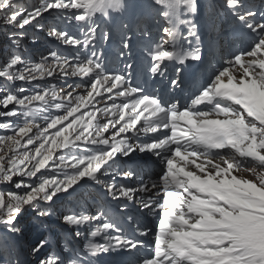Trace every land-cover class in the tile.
I'll use <instances>...</instances> for the list:
<instances>
[{
  "label": "snow or ice",
  "instance_id": "obj_1",
  "mask_svg": "<svg viewBox=\"0 0 264 264\" xmlns=\"http://www.w3.org/2000/svg\"><path fill=\"white\" fill-rule=\"evenodd\" d=\"M226 2L241 31L251 38L250 43L244 47L241 40L242 47L219 68H213L212 75L195 88L191 103L181 111L176 104L132 86L123 74H109L102 63L96 42L98 38L106 41L108 34L101 30L98 35L93 17L97 12L107 14L108 8H123L122 0H43L31 9L19 0H0V23L16 29L9 39L17 49L23 47L28 27H45L40 23L45 13L54 12L62 18L61 23L75 22L82 35L79 38L53 23L48 26V37L75 49L74 54L62 56L50 51L36 64L13 54L0 66V79L7 82L0 85V117L6 118L0 121V129L11 132L0 135V183H14L23 193H10L14 203L7 205L0 194V223L18 231L15 218L25 206L41 202L50 206L59 193L76 191L74 186L83 188L92 181L106 188L113 198L133 200L138 195L140 206L146 210L142 216L152 214L156 218L158 225L142 223L139 227L141 236L152 237L151 255L144 264H264V17L257 19V12L244 10L241 0ZM154 4L162 6L169 26L163 28L167 39L148 50L152 61L149 70L153 75H163L166 65L162 61L175 58L173 49L166 51L163 45L175 38L176 23L184 22L178 19V9L183 6L193 10L195 0H154ZM152 11L159 9L147 5V12ZM127 40V36L122 40L124 48L129 47ZM189 58L199 60V49H193ZM56 75L79 76L81 82L67 84V92L52 83L26 87ZM16 81L22 84L13 90L11 85ZM169 86L177 87L178 81L171 80ZM118 97L134 98L118 103ZM213 101L211 111L197 108ZM101 102L104 106L97 108ZM89 105L91 111H80ZM97 112L105 122L97 119ZM109 125L116 131L105 136ZM128 132L133 136L160 134L137 144L129 143L127 136L117 139ZM59 149L69 151L53 160ZM137 151L151 152L159 162V171L149 173L148 183L142 180L139 188H132L117 185L115 179L111 183L104 179L130 178V171H111L113 164L109 161L114 162L117 154L130 157ZM49 161L51 175H45L41 170ZM103 165L107 167L102 170ZM190 166L195 171L186 170ZM37 173L41 175L37 177ZM16 176L23 179L13 181ZM47 214L46 207L40 211L41 216ZM94 220L100 217L83 212L65 216L68 224L77 227ZM114 227L113 222L103 221L91 236ZM108 244L142 246L118 236ZM86 250L96 253L103 246L89 243ZM41 264H56V260Z\"/></svg>",
  "mask_w": 264,
  "mask_h": 264
},
{
  "label": "rangeland",
  "instance_id": "obj_2",
  "mask_svg": "<svg viewBox=\"0 0 264 264\" xmlns=\"http://www.w3.org/2000/svg\"><path fill=\"white\" fill-rule=\"evenodd\" d=\"M42 2L43 0H19V3L22 6L29 9L34 6L40 5ZM241 2H243L244 5L248 3L246 0H241ZM53 14L54 12L52 14H44L43 18L40 20V23L45 25L43 29L33 27H28L27 29L28 35L24 38L23 46L27 48V53L29 55V58L26 57V60L30 61L32 64L40 62L37 58H35L33 53L41 50L44 44V39L42 37H38L37 35H39V33H42L43 36L47 35V29L50 25L48 24V22ZM217 25L218 24L215 23L214 27L217 28ZM68 27H70L69 32H72L74 28L73 24ZM13 31H16V29H13L9 25L0 23V66H2L11 55L16 54V51L23 49V47L17 49L11 43L9 35ZM33 39L35 40V42H33ZM49 52L50 50H47L44 53V56L49 55ZM64 81L65 79H63V77L56 75L54 77H46L44 80L33 81L32 85H26V87H29L30 89L34 88L37 83L41 85L48 83L62 85ZM3 82L5 83L6 81L0 79V85H3ZM21 84L22 82L16 81L15 85H11V87L14 90L16 86ZM61 95H63V92L61 93ZM11 107L12 105L9 106V108ZM4 119L6 118L0 117V121H3ZM49 131L54 132L55 129H50ZM10 134L11 132H6L5 130L0 129V135ZM38 143L39 142H37V144ZM36 146L37 145H31L29 147L34 148ZM61 154L62 153H60V149L56 150L53 154V160H56ZM51 166L52 161H49L48 166H46L45 169H42L41 173L45 175H51V173L48 171ZM41 173H37V177H39ZM37 177H32L31 180L37 181ZM21 179L23 178L19 176L13 177V181H19ZM104 179L108 180L107 177H104ZM10 193L16 195L23 194L21 190L15 188L14 183H0V194L4 195L6 205L9 203H14V201L11 199ZM73 195L74 192L72 191V189H69L68 192L59 193V198H54V203H52L50 206H46L44 202H41L34 207L25 206L23 211L16 216V223L14 225V228L21 229L22 227H26L29 232V237L33 238L29 243L26 244V249H21V247L25 244V239L23 241H19L18 234L13 233L12 226H9L5 223H0V264H41L42 261H47L48 259L56 260V264H65L64 261L60 262L59 259H57V257L53 254L72 253L71 249H75V247L77 246L74 239H72L71 237L67 238V234L62 228L65 225H68V223L65 221V216L70 214V206H68L67 203L69 202L71 205L70 198ZM80 200L82 202V207L86 209V215L100 217V220H94L81 226V237L79 243L82 247V252H86V246L89 243L100 245L103 242H106L104 233H101V235H98L96 237H92L91 233L95 231L97 224H102L103 221H108V219L103 220L105 214L100 211L101 206L97 205L100 203H97L95 194L93 192H91V195L85 196V198L81 197ZM91 203H95L96 206L92 207ZM63 206H65L63 214H57L58 209ZM45 207L46 210H48V208H53L54 210L53 212H47V215L41 216L40 211L44 210ZM3 211H6V208L3 209ZM149 217L150 219L155 218L152 216V214H149ZM58 223H62V227L58 228ZM36 249H39V251H37ZM82 252L74 250V254H76L78 258L76 259V261L71 262V264H88L83 260V256H81L83 255Z\"/></svg>",
  "mask_w": 264,
  "mask_h": 264
},
{
  "label": "bare ground",
  "instance_id": "obj_3",
  "mask_svg": "<svg viewBox=\"0 0 264 264\" xmlns=\"http://www.w3.org/2000/svg\"><path fill=\"white\" fill-rule=\"evenodd\" d=\"M256 2H254L253 3V1L252 0H248V3L246 4V5H244V9H248V8H250V9H252L253 8V6L255 5L256 6V4H255ZM252 4V5H251ZM259 5H261L260 3H259ZM263 6H264V4H263ZM160 11H163V9H162V7L159 9ZM194 15V14H193ZM260 17H263V16H260ZM260 17H259V19H260ZM164 19V18H163ZM178 19H179V21H182V17L180 16V15H178ZM215 18H206L205 20H204V22L207 24V23H212L213 25L215 24ZM161 21V24L159 25V27L160 28H165V27H168L169 26V24H167V23H165L163 20H160ZM167 22H169L168 20H167ZM182 25V30H184L185 32H187V30L189 29V24L186 22V20H184V23H180V22H177L176 23V25L175 26H181ZM203 29H204V31L207 29V27H205V26H203ZM212 28H210V29H208L207 31H210V33H212L213 34V29L211 30ZM216 29V28H215ZM184 35H186V34H183V33H181V34H179V35H177L173 40H172V42L173 43H176V44H179V43H181V42H183V41H185V40H187V38L184 36ZM39 36L40 37H46V36H43V35H40L39 34ZM203 36V35H202ZM167 39V37L165 38V40ZM200 39H201V37H200ZM159 44V41H156V42H154L152 45H151V47L153 48V49H155V47L157 46ZM199 44V43H198ZM229 45H231V44H228V46ZM234 46H236V45H240L239 43L237 44H233ZM210 47H212L213 45H209ZM215 46H217V45H215ZM210 47H208V48H210ZM189 48L190 47H187L185 50L186 51H188L189 50ZM234 48H237V47H234ZM16 50V49H15ZM221 55H222V53H220ZM222 56H224V55H222ZM213 63L215 64V63H218L219 64V61H220V59H219V56H218V54H216V53H214L213 54ZM224 57H222L221 59H223ZM203 61V60H202ZM191 68H196V66L194 65L193 67H191ZM190 68V69H191ZM214 68H219V66H214ZM150 70H148L147 72H149ZM173 80H176V81H178V86L175 88V91H174V96L175 97H182V99H190V97H192V93H193V90H192V88H186L185 86H184V84L182 83V81L183 80H181L180 78H174ZM167 83H170V82H167ZM183 84V85H182ZM171 90V89H170ZM155 92L157 91V90H154ZM146 93L149 95V93H148V91H146ZM150 96V95H149ZM134 158H137L135 155H133V157H132V159H134ZM151 160H155V159H151ZM149 180V179H148ZM143 182H145L144 180H143ZM146 183V182H145ZM87 185V184H86ZM97 202H99L100 204H97V205H101V203L103 204V203H108V205L109 206H116V204H119L118 202H120V201H118V202H115V201H111V197H109L108 195H106V196H103V197H101L100 199H98L97 200ZM91 206L93 207V206H96L95 205V203H91ZM90 208V207H89ZM87 214V213H86ZM161 216H162V213H161ZM144 238H148V237H144ZM58 241H59V239H58ZM141 244V243H140ZM142 245V244H141ZM151 245V244H150ZM139 248H140V246H138V247H136V248H131V252H135V251H137V250H139ZM117 249H119V248H117ZM111 254H109L108 255V257L110 256ZM112 255H113V258H114V256L116 255V254H114V253H112ZM81 256H83V255H81ZM108 257H107V260H108ZM84 260V259H83ZM109 261V260H108ZM110 263V262H109Z\"/></svg>",
  "mask_w": 264,
  "mask_h": 264
},
{
  "label": "trees",
  "instance_id": "obj_4",
  "mask_svg": "<svg viewBox=\"0 0 264 264\" xmlns=\"http://www.w3.org/2000/svg\"><path fill=\"white\" fill-rule=\"evenodd\" d=\"M15 229H18V231L17 230H13V233L14 234H18L19 239L21 241L24 240V239L26 240V243L31 241V238H28L29 237V232H28V229H26V227H22L21 229H19V228H15ZM22 248L26 249V245L24 244V246Z\"/></svg>",
  "mask_w": 264,
  "mask_h": 264
},
{
  "label": "clouds",
  "instance_id": "obj_5",
  "mask_svg": "<svg viewBox=\"0 0 264 264\" xmlns=\"http://www.w3.org/2000/svg\"><path fill=\"white\" fill-rule=\"evenodd\" d=\"M123 4V3H122ZM123 7H125V5H123Z\"/></svg>",
  "mask_w": 264,
  "mask_h": 264
}]
</instances>
